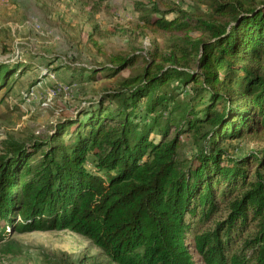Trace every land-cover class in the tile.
<instances>
[{
  "label": "trees",
  "instance_id": "obj_1",
  "mask_svg": "<svg viewBox=\"0 0 264 264\" xmlns=\"http://www.w3.org/2000/svg\"><path fill=\"white\" fill-rule=\"evenodd\" d=\"M192 1L194 11L142 17L169 36L168 53L74 68L75 79L113 82L46 134L5 142L0 240L9 228L64 229L114 264H197L191 247L204 264H264V148L231 151L233 140L264 136V0ZM31 67L0 61V107Z\"/></svg>",
  "mask_w": 264,
  "mask_h": 264
},
{
  "label": "rangeland",
  "instance_id": "obj_2",
  "mask_svg": "<svg viewBox=\"0 0 264 264\" xmlns=\"http://www.w3.org/2000/svg\"><path fill=\"white\" fill-rule=\"evenodd\" d=\"M175 4L189 11L197 8L192 0H0V61L32 65L0 107V150L11 137L46 134L60 118L97 101L102 88L113 82L108 77L75 79L74 68L111 64L118 53L138 55L136 66H141L156 49L168 53L169 36L152 33L142 17L152 8L164 11ZM136 66L119 76L131 74ZM36 78L38 83L29 86ZM181 140L184 153H192V135ZM232 144L233 154L246 155L264 148V136H245ZM225 216L226 210L221 211L208 226ZM191 250L196 263L204 264L195 248ZM58 258L114 264L91 240L69 230L9 228L0 240V264H58Z\"/></svg>",
  "mask_w": 264,
  "mask_h": 264
},
{
  "label": "built area",
  "instance_id": "obj_3",
  "mask_svg": "<svg viewBox=\"0 0 264 264\" xmlns=\"http://www.w3.org/2000/svg\"><path fill=\"white\" fill-rule=\"evenodd\" d=\"M46 71V70H45Z\"/></svg>",
  "mask_w": 264,
  "mask_h": 264
}]
</instances>
